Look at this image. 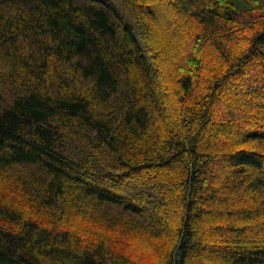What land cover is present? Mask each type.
<instances>
[{
    "label": "trees",
    "instance_id": "1",
    "mask_svg": "<svg viewBox=\"0 0 264 264\" xmlns=\"http://www.w3.org/2000/svg\"><path fill=\"white\" fill-rule=\"evenodd\" d=\"M0 264H264V0H0Z\"/></svg>",
    "mask_w": 264,
    "mask_h": 264
}]
</instances>
